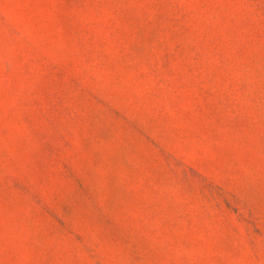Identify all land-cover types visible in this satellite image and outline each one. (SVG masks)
I'll return each mask as SVG.
<instances>
[{
	"label": "rangeland",
	"instance_id": "374dc122",
	"mask_svg": "<svg viewBox=\"0 0 264 264\" xmlns=\"http://www.w3.org/2000/svg\"><path fill=\"white\" fill-rule=\"evenodd\" d=\"M0 264H264V0H0Z\"/></svg>",
	"mask_w": 264,
	"mask_h": 264
}]
</instances>
